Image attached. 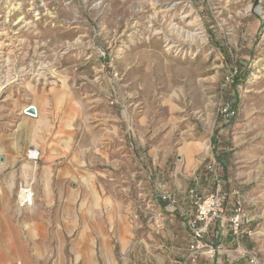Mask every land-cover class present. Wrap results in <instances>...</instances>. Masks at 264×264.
Instances as JSON below:
<instances>
[{
	"label": "rangeland",
	"instance_id": "1",
	"mask_svg": "<svg viewBox=\"0 0 264 264\" xmlns=\"http://www.w3.org/2000/svg\"><path fill=\"white\" fill-rule=\"evenodd\" d=\"M190 22L202 29L193 41ZM0 43L9 53L0 59V130L25 116L31 91H54L62 127L74 124L72 150L93 145V164L74 175L94 180L93 199L60 201L51 224L0 222V244L39 245L0 246V264H152L164 225L184 226L181 212L164 210L160 188L191 211L187 191L206 194L211 162L225 206L238 192L241 248L264 264V0H0ZM0 175L17 180L16 202L19 185L33 191L29 178L42 174L38 165ZM139 192L161 214L159 233ZM35 204L29 214L44 211ZM234 248L219 264H250L232 259Z\"/></svg>",
	"mask_w": 264,
	"mask_h": 264
},
{
	"label": "crops",
	"instance_id": "2",
	"mask_svg": "<svg viewBox=\"0 0 264 264\" xmlns=\"http://www.w3.org/2000/svg\"><path fill=\"white\" fill-rule=\"evenodd\" d=\"M31 92L37 94L32 104L38 110L39 116L36 118L20 116L13 129H7V132L0 130V174L7 167L13 169L39 165L41 168L42 175L39 178H29L33 183L35 208L40 206L44 209L39 213L29 214L28 208L18 207L13 192L17 180L12 177L5 179L0 175V222L6 226L8 224L21 225L22 230H29L32 226L51 224L55 210L61 208L60 201L69 203L70 199L78 198L81 201H87L88 198L92 200L94 196L93 177L90 174L79 178L74 175V171L82 163L86 166L93 164V159L87 157L88 152H93V145L90 144L82 150L73 151L72 127L74 124L72 119L67 118L62 127L63 119L58 113L60 108L53 101L54 91ZM11 106L10 111L20 110V107L15 103H12ZM83 154L84 157H82ZM34 156H37L38 160L35 163L31 159ZM206 173L210 175L208 172ZM27 179L22 177L21 181ZM203 182V185L208 187L206 194L214 190L215 185L211 175L210 179L204 177ZM229 200L230 198H228L227 204H229ZM232 206H225L224 220L213 225L209 235L204 238L205 246L214 250L213 256L210 254L202 256L198 264H219L223 251L230 245H235L230 225L226 221L232 214ZM91 208L90 205L89 209L92 210ZM14 209L16 213L13 212ZM164 210L167 211L166 208ZM188 212L190 211L184 210L183 213L187 214ZM30 239L22 238L16 241L8 239L0 246L6 248L39 246L31 242L34 240ZM189 241V233L185 225H181L175 230L170 228L167 222L160 236L155 237L151 244L155 253L152 264L178 263L181 261L180 259L185 258ZM218 243L220 244L218 248L223 246L225 249H217Z\"/></svg>",
	"mask_w": 264,
	"mask_h": 264
},
{
	"label": "built area",
	"instance_id": "3",
	"mask_svg": "<svg viewBox=\"0 0 264 264\" xmlns=\"http://www.w3.org/2000/svg\"><path fill=\"white\" fill-rule=\"evenodd\" d=\"M34 108L35 114H27L26 109ZM221 113L225 117H230L233 113L227 108H223ZM23 114L25 116L36 118L38 116L37 109L34 105L28 104L23 109ZM32 161H37V156L31 158ZM217 165L215 162L208 163L206 166V171L213 177L214 190L206 195H199L197 191L192 188L187 191V198L192 204L193 208L187 214L177 207V202L174 197L163 187L160 188L158 199L160 202L165 203L167 211L178 210L181 215L184 216V225L189 233V243L186 249V256L183 261L177 264H198L199 260L204 255L214 254L212 248L206 247L204 243V238L209 235L210 229L217 222L221 223L223 218V210L225 204L228 201V197L222 189L218 176L215 173ZM235 195V200L232 206V214L226 220L229 225L233 235V240L235 243V248L231 251L233 256L232 259L238 261L242 258L249 259L250 264L255 263L254 257L247 251L241 248L239 242V233L241 229V221L244 217V210L238 198V192L234 191L232 193ZM137 198L142 201L143 208L145 210L153 211L154 215L152 218V229L155 233H159L161 230V214L155 211L154 204L151 198L146 197L142 192L137 194ZM34 194L32 191L31 184L23 183L19 185L16 194V204L20 208H28L33 205ZM228 252V251H226ZM230 252V251H229Z\"/></svg>",
	"mask_w": 264,
	"mask_h": 264
},
{
	"label": "bare ground",
	"instance_id": "4",
	"mask_svg": "<svg viewBox=\"0 0 264 264\" xmlns=\"http://www.w3.org/2000/svg\"><path fill=\"white\" fill-rule=\"evenodd\" d=\"M185 16V15H184ZM4 17V16H3ZM183 17V16H182ZM188 17V16H187ZM3 20V19H2ZM2 23V22H1ZM4 23H2V25H3ZM22 24V23H21ZM190 26H192V27H194L195 29H194V32H188L187 33V37L191 40V41H193V40H195L196 38H199V37H202L201 35H202V29H201V27H200V25H198V24H195L194 22H190V24H189ZM5 26V25H4ZM28 25L26 24L25 25V27H27ZM23 27V26H22ZM19 28H21V27H19ZM22 29V28H21ZM27 29V28H26ZM23 32V31H22ZM203 40V38H201V41ZM23 43V42H22ZM173 44V43H172ZM5 46V44L4 43H0V59L3 61V60H5L7 57H8V55H9V53L8 52H6V51H3V50H5L3 47ZM6 47V46H5ZM171 47H173L171 44H170V48ZM21 48V47H20ZM7 62V59H6V61H5V63ZM10 62V61H9ZM9 65V64H8ZM7 65V66H8ZM28 65V64H27ZM46 65V64H45ZM32 66V65H31ZM41 66V65H40ZM39 67V66H38ZM42 67V66H41ZM41 67H39L40 69H41ZM46 67V66H45ZM8 68V67H7ZM10 69V68H9ZM27 69V68H26ZM30 70V69H29ZM37 70V69H36ZM40 73V72H39ZM42 74V73H41ZM36 75V74H35ZM40 75V74H39ZM45 75V74H44ZM10 77V76H9ZM41 77V76H40ZM4 79V78H3ZM32 79V78H31ZM4 81V80H3ZM5 82H9V79H7Z\"/></svg>",
	"mask_w": 264,
	"mask_h": 264
},
{
	"label": "water",
	"instance_id": "5",
	"mask_svg": "<svg viewBox=\"0 0 264 264\" xmlns=\"http://www.w3.org/2000/svg\"><path fill=\"white\" fill-rule=\"evenodd\" d=\"M27 114H35L34 108H28L26 109Z\"/></svg>",
	"mask_w": 264,
	"mask_h": 264
}]
</instances>
